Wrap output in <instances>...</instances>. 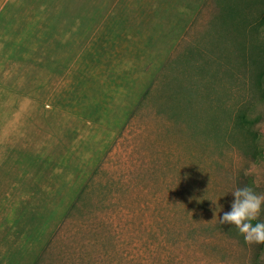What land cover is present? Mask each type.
<instances>
[{
	"label": "rangeland",
	"instance_id": "374dc122",
	"mask_svg": "<svg viewBox=\"0 0 264 264\" xmlns=\"http://www.w3.org/2000/svg\"><path fill=\"white\" fill-rule=\"evenodd\" d=\"M211 1H13L0 19V264H36L51 244L46 264H254L257 243L214 211L231 210L246 164L264 194V164L229 137L251 73Z\"/></svg>",
	"mask_w": 264,
	"mask_h": 264
},
{
	"label": "trees",
	"instance_id": "16d2710c",
	"mask_svg": "<svg viewBox=\"0 0 264 264\" xmlns=\"http://www.w3.org/2000/svg\"><path fill=\"white\" fill-rule=\"evenodd\" d=\"M210 5L213 6L212 15L220 31L234 48L233 55L237 65L251 73L250 96L233 119L229 137L242 135L243 146L240 148L247 157L246 162L264 164V148L260 147L264 145V139L260 140V135L254 131L258 124H264V0H212L207 6ZM182 93L183 91L180 95ZM216 124L218 123H215L213 129L221 130V126ZM247 165L249 164L238 171L236 188L248 186L257 192L249 172L246 171ZM51 245L36 264H46ZM263 256L264 244H257L254 264H264L261 261Z\"/></svg>",
	"mask_w": 264,
	"mask_h": 264
},
{
	"label": "clouds",
	"instance_id": "9594fccd",
	"mask_svg": "<svg viewBox=\"0 0 264 264\" xmlns=\"http://www.w3.org/2000/svg\"><path fill=\"white\" fill-rule=\"evenodd\" d=\"M231 194L234 200L230 211L224 212L219 201L215 204L214 211L219 212L220 221L235 227L244 236L245 242L264 244V221L258 219L264 213V194H257L248 186L238 187Z\"/></svg>",
	"mask_w": 264,
	"mask_h": 264
},
{
	"label": "crops",
	"instance_id": "0c3cea01",
	"mask_svg": "<svg viewBox=\"0 0 264 264\" xmlns=\"http://www.w3.org/2000/svg\"><path fill=\"white\" fill-rule=\"evenodd\" d=\"M13 1L15 0H0V19L7 16V10Z\"/></svg>",
	"mask_w": 264,
	"mask_h": 264
}]
</instances>
